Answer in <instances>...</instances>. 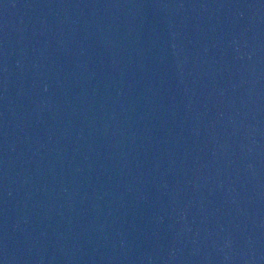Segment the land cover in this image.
Returning <instances> with one entry per match:
<instances>
[{"label":"water","instance_id":"obj_1","mask_svg":"<svg viewBox=\"0 0 264 264\" xmlns=\"http://www.w3.org/2000/svg\"><path fill=\"white\" fill-rule=\"evenodd\" d=\"M0 264H264V0H0Z\"/></svg>","mask_w":264,"mask_h":264}]
</instances>
